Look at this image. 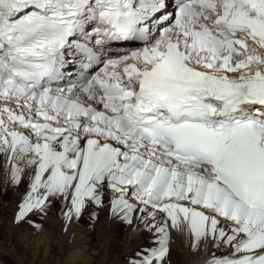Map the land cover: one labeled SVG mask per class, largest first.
<instances>
[{
	"label": "snow or ice",
	"instance_id": "snow-or-ice-1",
	"mask_svg": "<svg viewBox=\"0 0 264 264\" xmlns=\"http://www.w3.org/2000/svg\"><path fill=\"white\" fill-rule=\"evenodd\" d=\"M0 167L16 223L106 206L153 233L133 264L173 230L264 264V0H0Z\"/></svg>",
	"mask_w": 264,
	"mask_h": 264
},
{
	"label": "bare ground",
	"instance_id": "bare-ground-1",
	"mask_svg": "<svg viewBox=\"0 0 264 264\" xmlns=\"http://www.w3.org/2000/svg\"><path fill=\"white\" fill-rule=\"evenodd\" d=\"M26 191L25 184H13L0 167V258L4 264H133L155 243L153 233L145 231L135 218L129 224L111 215L106 206L89 207L79 218L74 216L67 233L61 201L53 203L46 214L16 223ZM84 246L88 250L82 260L76 259L77 254L66 258L69 251ZM213 252L220 254L211 245L204 251L203 243L200 252L194 251L190 238L173 230L167 259L169 264H204Z\"/></svg>",
	"mask_w": 264,
	"mask_h": 264
},
{
	"label": "rangeland",
	"instance_id": "rangeland-1",
	"mask_svg": "<svg viewBox=\"0 0 264 264\" xmlns=\"http://www.w3.org/2000/svg\"><path fill=\"white\" fill-rule=\"evenodd\" d=\"M73 218H74V216H73ZM71 225H72V220L70 222L67 220L66 233L71 230ZM64 235H65V233H64ZM87 250H88V248L85 246L82 248L76 249V250H71L67 253L66 258L73 257V256H75V254H77L78 257H76V259L78 261H80L84 257ZM1 252H3V251L1 250ZM45 263L46 264H52L50 261H47ZM0 264H4V261H2L1 258H0Z\"/></svg>",
	"mask_w": 264,
	"mask_h": 264
}]
</instances>
